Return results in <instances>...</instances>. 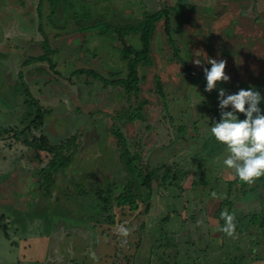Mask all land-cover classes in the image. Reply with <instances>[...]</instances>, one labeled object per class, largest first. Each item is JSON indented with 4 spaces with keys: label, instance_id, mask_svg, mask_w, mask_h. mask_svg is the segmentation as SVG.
Masks as SVG:
<instances>
[{
    "label": "rangeland",
    "instance_id": "1",
    "mask_svg": "<svg viewBox=\"0 0 264 264\" xmlns=\"http://www.w3.org/2000/svg\"><path fill=\"white\" fill-rule=\"evenodd\" d=\"M155 1H50L54 6L50 20L54 25L66 24L63 30H49L50 45L59 48V52L51 57L55 68L50 67V61L49 66H42L43 63H40L42 61L39 59L30 60L31 55L28 54L25 56L27 62L18 67L15 86L10 88L6 85L2 89L4 91L8 88V91L17 92V87L22 88V91L30 87L33 98L44 105L43 108L51 111L52 114L46 118V129L42 123L35 125L29 131L30 139L34 136L40 137L41 133L46 134L52 145L60 141L65 142L67 137L80 133L77 157H74L73 161L75 158L77 160L72 161V165H68L65 170L54 174L56 182L52 185L48 183L50 192L47 196L40 194V181L43 177L41 175L39 178V175L42 166L35 172L33 165L23 156L22 150L19 158L15 157L12 162L21 165V170L0 177V195L7 191L0 211L10 212L4 213L5 225L10 227L12 214H15L14 221L18 217L17 220L21 224L16 225L19 230L15 234L11 233V237L5 240L4 244L0 243V254L16 264L98 263L103 260L121 262L132 257L131 254H134L135 264L157 263L158 254L151 245L149 233L140 232L139 229L141 221L146 217L144 200L140 202L141 207L137 212H132L128 207L118 208L115 225L104 224L92 228L95 223L84 217L88 209L85 205L87 197L82 196L81 192L78 193L79 189L93 195L95 189L111 180L118 184L130 179L119 159L117 139L111 132L113 124L125 134L132 151L138 149L135 142L145 145L142 163L147 168H163L164 165L168 168H190L189 174L180 180L178 187L161 186L158 182L156 196L147 198V203L153 204L150 212L153 218L171 216L175 211L186 209L187 229L183 228V220L176 214L171 217L169 225L165 226V230L172 232L169 237L171 241L179 243L181 254L177 264H264V260H253L264 257V236L260 227H250L247 234H242L240 230L235 238L223 235L220 231L216 211L222 199L233 200L234 211L241 210L243 213L251 206H261V200L258 192L248 198L243 197L241 190L246 188L241 180L231 188L230 195H227L229 186H224L223 183L231 181L236 173L234 169H229L223 164V159L228 156L225 146L218 143L214 137L210 139L211 127L220 120L221 112L219 99L209 98L219 96L221 88L227 94H235L240 89H252L263 97L264 0H161L160 5L172 9L175 7L172 12L178 20L172 18L169 35L156 30L157 35H160V32L164 35L167 47L160 50V46H156L158 55L151 53L155 57V67L148 69L146 83L140 84L141 95L149 99L150 103L140 110L143 119L131 121L130 107L138 105L135 95L128 101L122 87L110 85L105 89L103 83L98 80L102 76L107 78L109 72H116L122 64L120 52L112 49L114 43L108 44V41L113 40L117 29L126 28L131 22L129 15L134 13L132 20L137 21L136 17L141 13L155 10ZM187 3H190L189 10L184 11L183 5ZM87 8L93 11L97 19L103 16L101 13H106V21H109L110 27L103 20L105 18H101L103 24L89 29L91 25L86 22L85 26L89 25L85 27L87 32H77L79 18L74 15H79V11H83V14ZM182 13L184 14L180 18ZM192 14H196L197 19L194 25L190 24ZM68 22L71 23L67 24ZM162 24L163 22H159L158 26L164 30ZM103 31H108L109 34L102 40L94 37L96 33ZM131 33L130 31L128 34L131 44L137 43L136 35ZM186 34L189 35L188 40H185ZM245 37H249L248 41H245ZM210 42L214 45L213 49ZM187 43L192 49L191 56ZM117 45L121 46L120 41ZM44 46V52L37 47V50H30L29 53L45 54V48L49 44ZM196 59L201 61V66L194 63ZM209 59L225 60L228 63L226 74L232 78L228 83L218 84L217 89L211 93L205 92L207 80L201 81L202 83L198 81L205 77V67L210 70ZM80 69H92L99 76L93 83L85 84L83 81L86 80L87 74L73 75ZM154 74H158L162 79L164 97L158 94L153 81ZM124 76L126 72L117 77ZM33 81L39 82V85L34 84L33 87ZM247 82L253 85L249 87ZM28 98L33 99L29 96ZM37 110L38 103L35 102L29 114L21 116L25 124L29 123L28 117L33 116L34 119ZM32 111L34 114L30 115ZM93 121L100 123L99 138L92 133ZM185 122L190 128L188 135L177 140L176 126ZM202 138H208L212 148L219 146V149L211 155L202 151ZM197 143H201L199 148ZM23 149L29 150L28 156L32 157L30 147ZM158 171L159 174L163 173V169ZM203 180L206 182L202 183ZM194 181L198 182V185L194 186ZM136 189L137 187H134V190ZM212 193H216L217 198H213ZM224 209L228 210V206ZM121 224L131 229L127 243H122L123 238L116 232ZM152 233L157 236L158 229H153ZM29 238H36L33 240V250L30 251ZM12 240L16 242H10ZM75 251H78L77 255L73 253Z\"/></svg>",
    "mask_w": 264,
    "mask_h": 264
},
{
    "label": "trees",
    "instance_id": "2",
    "mask_svg": "<svg viewBox=\"0 0 264 264\" xmlns=\"http://www.w3.org/2000/svg\"><path fill=\"white\" fill-rule=\"evenodd\" d=\"M90 0H85V3H88ZM84 2V1H83ZM190 4V3H189ZM189 4H185L184 11L189 10L188 6ZM73 5V3H71ZM163 5V4H162ZM160 5V7L155 8V10L151 11H145L144 13H141L136 18L137 21L132 20L131 14L130 19L131 22L126 25V28L117 29V33L115 36L112 37L113 40L108 41V44H113L112 49H117L120 54L119 58H121L122 64L120 67L116 69V72L113 70L108 73V77H100L99 82L103 83L104 88H108L110 85H113L115 87H122L125 91V94L127 95V100H132V95H135L137 98V106L130 107L132 111V115L129 117L131 121H136L137 119H143V116L140 115V110L142 108H145L146 104L150 103V100L147 98H144L141 95V83H146L147 77H148V69L155 67V57L152 56L151 53H155V55H158L156 46H160V50H165L167 47V43L164 40V35H157L158 31H163L165 34H170V28L172 24V18L175 17L174 13L172 12L175 7L167 8L165 5ZM54 7V6H53ZM97 8V7H95ZM105 9V7H103ZM89 10V11H88ZM73 12H76V10H73ZM83 11H79V15L75 13V17L79 18L77 21V25L79 27L77 32H87L85 27L89 26L88 28H93L97 25H101L102 20L101 18H105L106 25L110 27L109 21H106V13H101L103 16L100 19H97L94 17L93 11L89 8H87L84 13ZM185 13V12H184ZM182 13L181 16L184 14ZM82 14V15H81ZM178 20V18L175 17V20ZM133 21V22H132ZM197 23L196 14H192L190 19V24L194 25ZM52 22V21H51ZM88 22L89 25L85 26V23ZM159 22H163L162 28L158 26ZM185 22V21H184ZM193 22V23H192ZM71 22H68L67 24H70ZM187 23V22H186ZM189 24V25H190ZM53 27L55 29L63 30L66 28V24L62 23V25L59 24H53ZM188 25V24H187ZM118 28V27H117ZM127 29V30H126ZM108 30H110L108 28ZM91 31V30H90ZM136 35L137 43L131 44L130 38H128V34ZM92 32V31H91ZM156 32V33H155ZM162 32V33H163ZM231 34V32H229ZM109 32H101L96 33L94 36L95 38H101L105 37ZM187 37H185V40H188L189 35L186 34ZM93 38V37H92ZM249 37H245V41H248ZM164 40V41H163ZM46 43L49 44L48 38L46 37ZM120 41L121 46L117 45V42ZM211 43V49L214 48V45ZM189 46V43H187ZM45 47V46H44ZM43 47V48H44ZM188 53L191 56L192 49H190V46L188 47ZM55 51L51 48V46H46L45 48V54H43L39 60L42 61H50L51 68H54V64L52 60L50 59V55L53 54ZM118 52V53H119ZM176 52L178 53V50L176 49ZM228 64V63H227ZM126 72V76L124 77H117L120 76L122 73ZM236 72V71H235ZM235 72H231V74H234ZM87 74L86 80L83 81L85 84H91L94 80L99 76L97 72H95L92 69H80L75 74ZM57 74V73H56ZM117 77L116 79H114ZM113 78V79H111ZM206 78V77H204ZM200 78L198 81L202 83L201 81H206V79ZM92 79V80H90ZM232 79V78H230ZM153 81H155V86L158 89V94L162 95L164 97V89H163V83L162 79L158 74H154ZM243 84V83H242ZM251 87L253 84L246 83ZM194 90V88H193ZM192 90V91H193ZM206 92V91H205ZM192 94V93H191ZM189 96V94H188ZM187 96V97H188ZM264 97V95H263ZM211 100L213 99H219V96L217 97H210ZM164 105L166 102L163 100ZM262 109H264V100H262L261 103ZM38 118L40 123L44 122V116L46 111H41V109L38 110ZM92 115V114H91ZM240 120L246 119L243 114L237 113ZM91 118V116H88ZM211 118V117H210ZM209 118V119H210ZM94 119V118H92ZM221 119V118H220ZM94 122V121H93ZM208 123V122H207ZM190 128L189 124L187 122L183 124H179L176 126V139L180 140L183 138V136L188 135ZM197 130V128H196ZM199 130V129H198ZM29 131L28 128L20 130L18 132V137H21L25 142H27L26 139H29L27 137H30V134L27 133ZM200 131V130H199ZM111 132L114 138L117 139L116 145L119 153V159L123 166V168L127 171L128 175L130 176V179L124 180L123 183L118 182H112V180L106 185L102 184V187H98L93 192V195H89L86 190H80L82 196H85V205H87L88 209L85 213L84 217H88L89 222L95 223L92 228H98L99 225H115L117 224V209L118 208H126L128 207L129 210L132 212H137L141 205V201L146 202V208H145V219L141 221L139 229L140 232L143 233H149V239L151 241V245L153 248L157 251V263L156 264H177L179 254L181 252L179 251L178 244L176 241H171L170 234L172 232H169L165 230V226L169 225L168 223L171 221V217H173V214H176L180 216L181 225L183 228H186L185 224L188 220V216L186 213V209L182 211H175L172 213V215L163 217V218H153V216L150 215L151 209L153 204L150 202L147 203V198H154L157 194V183L159 182V185L165 186V185H174L179 186L180 180L183 179V177H186L189 174V167H170L164 165L163 173L159 174L160 172L158 170H162L160 167L155 169H149L142 163V153L144 151L145 145L139 144V142H135L138 149L136 151H132L130 149V146L127 143V138L125 137V134L121 131L120 128H117L115 124L111 127ZM211 133V131H210ZM209 134V133H208ZM202 135V134H201ZM46 134H41L40 137H33L32 141H30V145L32 147V157L28 156V153H24L23 156L27 157V161L33 165L35 168V172L40 170V176L42 175L43 179L40 181L42 184L40 186V194L43 196H47L49 194V184L51 185L56 182V175L54 174L59 173L60 171L64 170L68 165H70L74 159V157L77 154L78 151V139L80 138V133L78 132L72 137H67V139L64 141H60L57 144H50L49 137ZM205 136V135H204ZM212 136V137H211ZM203 137V136H202ZM207 137H209L207 135ZM213 135H210V139H213ZM201 141L202 144V151L209 153V155L216 152V149H219V146H216V149L212 148V143L209 141L208 138H202ZM201 144V143H200ZM197 143V148H199V145ZM31 157V158H29ZM31 165V166H32ZM44 166V167H43ZM33 168V169H34ZM37 174V173H36ZM133 180V182L131 181ZM240 179L236 175L231 181L223 183L224 186H229V191L227 195L229 196L231 193V188L236 185V183H239ZM206 182L205 180L202 181ZM198 185V182L194 181V186ZM242 186V183H241ZM134 187H137L136 190H134ZM244 190H241V195L245 198H248L250 195H252L254 192L259 193L260 197V205L261 206H251L249 210L245 213L243 211L235 212L234 208L235 205L233 203V200H229L228 198L222 199L220 201V206L218 207L216 211V217L220 221V227L222 228L224 226V220L221 219V212L223 211L225 206H228V210L230 213H234L235 215V223H236V234L241 233L247 234L248 229L253 226H258L262 229V235L264 236V177H261L260 179L256 180L254 184L249 185L247 183H244ZM143 189H146L147 191L144 192ZM150 195V196H149ZM220 200V199H219ZM84 203V202H83ZM183 215V217H181ZM81 219V218H80ZM86 219V218H84ZM149 221H151L149 223ZM185 222V223H184ZM98 225V226H97ZM153 229H158V234L155 236L152 233ZM181 229V226H180ZM187 229V228H186ZM155 231V230H154ZM147 233V234H148ZM189 234V233H188ZM187 235V234H186ZM225 235V233H223ZM140 242L138 243V245ZM130 245V244H129ZM260 245V244H258ZM140 246V245H139ZM174 249V250H172ZM177 249V250H176ZM172 250V251H170ZM169 251V253H168ZM174 252V254H172ZM132 257H129L126 261H115L112 262H106V261H99L98 263H75L71 262L68 264H135L134 263V254H131ZM246 259V258H245ZM253 260L256 261H263L264 257H260L259 259L255 258ZM150 264V263H149ZM227 264V263H225Z\"/></svg>",
    "mask_w": 264,
    "mask_h": 264
},
{
    "label": "crops",
    "instance_id": "3",
    "mask_svg": "<svg viewBox=\"0 0 264 264\" xmlns=\"http://www.w3.org/2000/svg\"><path fill=\"white\" fill-rule=\"evenodd\" d=\"M50 1L52 3L54 2V0H0V177L20 171L21 169L19 168L21 165L17 163L12 164V162L15 161V157L18 156L17 158H19L21 155V150L23 153L29 152V150L26 149V151L23 148L30 147V151L32 150L29 141H32V139L27 137L29 139H26L27 142H25L21 137H18V132L25 128H28L30 131V129L35 125L40 124L41 120L37 119L39 109L44 112L46 111L44 122L42 123L45 125V129L47 123L46 118L49 114H52L50 110L43 108L44 105H41L36 98H33L31 91L32 88L30 87L25 88L24 91H22V88L19 89L18 87L17 92L8 91V88L7 90L2 91L6 85L10 88L15 86V77L16 74H18V67L28 60L25 58L26 55H31L29 56L30 60H38L43 55V53L31 54L29 52L30 50L33 51L34 49L37 50V47H40V50L44 52L43 46L46 43V37L48 38V41L50 39L49 30L52 31L55 29L50 20V18L53 17V5H51ZM66 1L67 0H63V2ZM160 3L161 0L155 1L157 7L160 6ZM3 9H5L6 12H4ZM43 20H46V22ZM49 46H51L50 42ZM51 48L55 51L54 53L59 52L58 47L54 48L51 46ZM53 54L50 55L52 62L53 59L51 57ZM40 63H43L41 64L42 66L45 64L46 66L48 65V61H42ZM30 78L32 79L33 77ZM34 84L38 86L39 82L33 81V85ZM33 87H35V85ZM27 95L33 99L29 100ZM35 102L38 103L36 116L34 119L33 116L30 118L28 117L29 123L25 124V120L22 117L23 115H27V113L29 114L30 108L34 106ZM33 114V111L30 112V115ZM29 131L27 133L30 134ZM17 165L18 169L16 170ZM6 194L7 191L6 193L0 195V205L4 204V201L6 200ZM8 211L9 210H7V212L4 210L0 211V243L2 244H4L5 240H8L11 237V233L15 234V232L19 230V228L16 227V225L19 223L17 220L18 217H16L14 221L15 214H12L13 218L11 220L10 227L5 225L6 223L4 213L9 214L10 212L8 213ZM33 240H36V238L28 239L29 251L33 250ZM10 242L14 243L16 241L12 240ZM97 246L98 244L96 247ZM73 253L77 255L78 251ZM69 256L70 255H68V257ZM6 257L7 256H2L0 254V264H16L15 262L11 261V259L9 260Z\"/></svg>",
    "mask_w": 264,
    "mask_h": 264
},
{
    "label": "clouds",
    "instance_id": "4",
    "mask_svg": "<svg viewBox=\"0 0 264 264\" xmlns=\"http://www.w3.org/2000/svg\"><path fill=\"white\" fill-rule=\"evenodd\" d=\"M194 63L201 66V61ZM210 70L204 68L207 85L205 91L211 93L220 83H228L230 77L226 74L225 60L209 59ZM264 97L252 89H240L235 94H227L219 89V108L221 119L211 127V134L215 140L225 146L228 156L223 164L234 169L238 178L249 185L264 177V111L259 107ZM231 108L232 111H227ZM237 113L246 119L240 120ZM217 198L216 193H212ZM224 226L220 229L230 238H235L236 223L234 213L224 209L221 214ZM117 235L122 237V243H127L131 229L121 224L116 229Z\"/></svg>",
    "mask_w": 264,
    "mask_h": 264
},
{
    "label": "water",
    "instance_id": "5",
    "mask_svg": "<svg viewBox=\"0 0 264 264\" xmlns=\"http://www.w3.org/2000/svg\"><path fill=\"white\" fill-rule=\"evenodd\" d=\"M99 123H95L94 124V129H93V133L94 134H96L97 135V137H100V135H101V131H100V129H99Z\"/></svg>",
    "mask_w": 264,
    "mask_h": 264
},
{
    "label": "flooded vegetation",
    "instance_id": "6",
    "mask_svg": "<svg viewBox=\"0 0 264 264\" xmlns=\"http://www.w3.org/2000/svg\"><path fill=\"white\" fill-rule=\"evenodd\" d=\"M259 17H260V15H259ZM259 20H260V19H259ZM95 123H96V122L92 123V128H93V129H94V124H95ZM97 123H99V122H97ZM99 125H100V123H99ZM93 129H92V133H93ZM79 130H80V129H79ZM93 134H94V133H93ZM94 135L97 137L96 134H94ZM98 138H99V137H98ZM99 141H100V146H99V147H101V145H102V144H101V143H102V140L100 139ZM75 157H77V156H75ZM76 160H77V158H75V160H74L73 162H75ZM73 162H72V163H73ZM72 163H71V165H72ZM71 165H70V166H71ZM64 170H65V169H64ZM70 188L72 189L73 187H70Z\"/></svg>",
    "mask_w": 264,
    "mask_h": 264
}]
</instances>
